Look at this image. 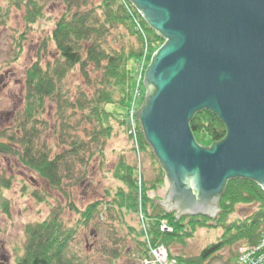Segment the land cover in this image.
<instances>
[{
    "label": "rangeland",
    "instance_id": "obj_1",
    "mask_svg": "<svg viewBox=\"0 0 264 264\" xmlns=\"http://www.w3.org/2000/svg\"><path fill=\"white\" fill-rule=\"evenodd\" d=\"M31 1L39 7L40 16L34 25L29 26L26 22L29 0H0V142L12 144L16 151L22 149L20 140L16 136L21 137L23 133L20 124L25 119L27 105V71L35 64H39L42 69L58 64L59 54L51 40V33L57 22L67 11L70 10L71 13L79 11L78 6H81L83 1L87 2L88 10L99 3L98 0ZM87 8L82 7L81 11ZM117 34H125V30L119 29L114 36ZM115 38L110 40V44L118 48L120 43ZM143 41L144 55L135 66V80H140L139 94L134 101H131V107L129 106L126 111L127 133L118 123L112 121L111 136L109 138L99 136L97 141H94V134L100 130V126L95 123L93 125L81 123L83 112L75 110H67L68 112L63 114L64 121L69 124L65 128L62 127L60 108L65 105L64 103L63 106L57 105L59 100L57 95L51 100H45L43 108L35 115L38 120V123H35L38 131L34 145L45 155L54 157L69 149V140L61 137L65 129L78 141L90 143L93 155L87 153L86 162L76 163L71 168L73 180H67L68 174L64 167L62 176L66 177L65 184L61 188L52 189L49 183L40 178L35 171L26 168L20 162L18 155L0 153V264H17V261L24 257L29 243V227L49 220L54 215L67 227H71L79 217L71 209L72 204L79 210H84L96 201L106 203L109 200L108 193L113 194L121 186L113 178V173L122 161L135 168L139 197L137 213L125 216L111 207L105 205L98 207V210L102 211L104 220L96 216L97 218L88 226L78 228L70 252L87 264H144L145 261L152 260H155L153 264H159V257L155 255L162 247L167 251L168 261L177 262L171 258L165 246L153 247L150 241L149 224L156 219L143 213L144 183L147 182L146 184L150 186L148 197L159 202L166 199L170 184L166 176L163 177V171L152 150L144 149L140 142L143 134L142 128H139L140 123L137 119L132 123L128 118V114H131L130 108L134 109L136 118V112L145 99L143 79L156 53L149 50L144 38ZM92 74L91 82H94L100 78L101 72ZM83 78L78 68L69 74L63 83L62 99L76 98L78 89L89 93L88 86L83 83L86 80ZM198 144L201 147L212 146L204 138L199 140ZM81 154L82 152L79 155ZM154 182H157L158 187L154 185L155 189H152ZM157 200H155L156 204L162 207ZM103 207L110 211L103 210ZM255 207L254 205L238 206L235 213L230 216L229 222L250 216L256 211ZM154 210L157 212V207L154 206ZM158 223L161 233H171L168 229L162 230L163 225L172 229L167 220ZM137 229L148 244L149 253L142 258L136 254ZM196 231L194 237L186 241L185 246L172 247L174 256H198L209 245L216 243L223 232L222 228H205ZM242 244L245 243L224 249L206 264H232L238 247ZM155 250L158 251L154 255Z\"/></svg>",
    "mask_w": 264,
    "mask_h": 264
},
{
    "label": "trees",
    "instance_id": "obj_2",
    "mask_svg": "<svg viewBox=\"0 0 264 264\" xmlns=\"http://www.w3.org/2000/svg\"><path fill=\"white\" fill-rule=\"evenodd\" d=\"M29 1L26 22L31 26L39 19L40 11L36 3ZM98 1V5L89 10L87 2L83 1L84 3L78 6L79 11L71 13L69 10L57 22L51 33V40L59 54L58 64L44 69L39 64H35L30 66L27 71V105L25 119L20 124L23 133H21V137L16 136L20 140L21 151H16L15 146L13 147L10 143L0 142V153L18 155L20 162L47 181L52 189L61 188L65 184L66 177L62 176L64 167L68 174L67 180L71 181L73 180L71 168L76 163L86 162L87 153L91 156L93 154L89 146L90 143L78 141L74 136L71 137L72 134L67 133L66 129L62 132L61 137L69 140V149L63 153L54 157L47 156L35 147L38 131L35 125L38 120L35 115L43 108L45 100H51L54 95H57L59 99L57 105L60 106L64 103L65 107L62 105L63 107L60 108V121L64 128L69 123L64 121L63 114L69 110L83 112L81 123L98 124L100 130L94 134V141H97L99 136L105 138L111 136L112 121L118 123L120 128L126 132V111L131 104L135 89V66L143 58L145 51L143 50V38L135 30V21L142 26L141 29L145 32L150 51L157 52L165 44V40L149 27L129 0ZM82 7L87 9L81 11ZM121 28L125 30V34L114 36ZM112 38L117 39L120 43L118 48L111 46ZM76 68L86 80L83 83L88 86L89 93L78 89L76 98L62 99L64 80ZM95 72H101L100 78L97 79L98 82L96 80L91 82L92 73ZM65 90L68 89L65 88ZM139 128L141 129L140 124ZM190 129L197 143L203 138L208 144L220 143L227 134L224 124L208 110H204L192 118ZM140 142L144 149L150 148L143 134ZM81 152L82 156L79 155ZM162 175L165 177L164 172ZM113 178L121 186L113 194L108 193L109 200L106 203H104L105 201H96L89 204L84 210H79L73 204L71 205V209L79 216L74 226L67 227L54 215L49 220L29 227V243L24 257L19 259L17 264H87L79 256L70 252V246L78 228L88 226L97 218L96 216L104 220L101 215L102 211L98 210V207L105 205V207L120 211L125 216L137 213L139 197L135 168L124 161L119 162L113 173ZM146 183H144L142 192L143 213L156 219L149 224L150 241L153 247L165 246L171 258L177 260V264H206L210 259L221 254L224 249L232 248L239 243L255 244L264 229V191L255 182L241 178L228 181L218 205L220 212L212 220L205 216H183L177 219L176 212H166L156 204L155 200L148 197L150 186ZM154 185L158 187L157 182H154L152 189H155ZM240 205L251 207L254 205L256 211L250 216L229 222L230 216ZM154 206L157 207V212L154 210ZM105 207L102 209L109 212L110 210H106ZM162 220H167L173 229L171 233L160 232L158 222ZM205 228H222V235L216 243L209 245L195 257L173 255L172 247L174 245L185 246L186 241L194 237L196 230ZM135 234H137L135 242L138 249L136 254L141 258L145 257L149 253L148 244L143 240L139 229Z\"/></svg>",
    "mask_w": 264,
    "mask_h": 264
},
{
    "label": "water",
    "instance_id": "obj_3",
    "mask_svg": "<svg viewBox=\"0 0 264 264\" xmlns=\"http://www.w3.org/2000/svg\"><path fill=\"white\" fill-rule=\"evenodd\" d=\"M165 44L136 112L170 190L168 213L215 219L230 180L264 191V0H129ZM212 112L226 137L201 147L192 118Z\"/></svg>",
    "mask_w": 264,
    "mask_h": 264
},
{
    "label": "built area",
    "instance_id": "obj_4",
    "mask_svg": "<svg viewBox=\"0 0 264 264\" xmlns=\"http://www.w3.org/2000/svg\"><path fill=\"white\" fill-rule=\"evenodd\" d=\"M135 30H137L138 33L141 34L142 38L145 39L146 42V36H145V32L143 31L142 26L135 21ZM135 81V93H134V97L132 98V100L134 101L136 99L137 94H139V83L140 80L136 79ZM131 107V104H130ZM131 114H128V118L131 120L132 123H134L133 121L136 120L135 118V114H134V109H129ZM133 127H135L133 125ZM168 229L169 232L172 231V229L167 228V225H163L162 230H166ZM158 250H155V253ZM167 251L164 248H159V252L156 253L155 257H159V264H176L175 261H168V254L166 253ZM155 260L152 261H145L144 264H153ZM158 262V261H156ZM156 264V263H155ZM232 264H264V229L260 234V237L258 239V241L255 244H242L239 245L238 250L236 252V258L234 259Z\"/></svg>",
    "mask_w": 264,
    "mask_h": 264
}]
</instances>
